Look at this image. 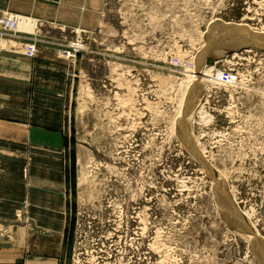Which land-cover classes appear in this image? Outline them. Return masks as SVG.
<instances>
[{
  "label": "rangeland",
  "instance_id": "obj_1",
  "mask_svg": "<svg viewBox=\"0 0 264 264\" xmlns=\"http://www.w3.org/2000/svg\"><path fill=\"white\" fill-rule=\"evenodd\" d=\"M74 2L65 22L0 8L25 18L1 24V48L65 61L66 103L35 109L64 120L60 264H264L216 197L264 240V45L231 46L245 36L230 30L264 34V0Z\"/></svg>",
  "mask_w": 264,
  "mask_h": 264
},
{
  "label": "crops",
  "instance_id": "obj_2",
  "mask_svg": "<svg viewBox=\"0 0 264 264\" xmlns=\"http://www.w3.org/2000/svg\"><path fill=\"white\" fill-rule=\"evenodd\" d=\"M74 1L0 0V8L31 16L37 23L65 22L64 11L79 7ZM64 63L53 54L41 52L28 59L0 47V227L2 234L8 233L0 235V264L61 261L68 205L64 191L71 187L61 159L64 120L58 109L39 116L35 109L66 103ZM19 212L21 222L16 219Z\"/></svg>",
  "mask_w": 264,
  "mask_h": 264
},
{
  "label": "bare ground",
  "instance_id": "obj_3",
  "mask_svg": "<svg viewBox=\"0 0 264 264\" xmlns=\"http://www.w3.org/2000/svg\"><path fill=\"white\" fill-rule=\"evenodd\" d=\"M13 18H11V20H13V21H15L16 22V18H18V22H22V19H25L24 17H22V16H19V15H11ZM11 16H9V18L11 17ZM244 26V25H243ZM230 28V27H229ZM233 29H235V31L236 32H241V33H243V35L246 37H244V38H242V39H240V40H242L241 42H237V45H231V46H236V47H238L239 49H243V48H250V46H252V45H257V44H261V43H264V34H257V35H250V32H248L249 30H245V29H243L242 27H231V29L230 30H233ZM264 32V31H263ZM231 34V33H230ZM225 35V34H224ZM229 35V34H228ZM232 37H234V36H232ZM229 38V37H228ZM240 38V37H239ZM253 39V40H252ZM229 39H225L224 40V42H223V40L222 41H215V42H212L211 44H209L208 45V47H206L207 49L208 48H210V47H220V46H223V47H228V45H230V42H232V41H228ZM252 40V41H251ZM228 41V43H226L227 45H222V44H220V43H225V42H227ZM239 41V40H238ZM245 41H248V42H245ZM249 42H252V43H249ZM261 42V43H260ZM258 46H261V45H258ZM228 48H231V47H228ZM227 49V48H226ZM232 49H234V48H232ZM211 71V69H207V70H205V71H203V70H201V72H205L206 74H208L209 72ZM204 73V74H205ZM222 73L223 72H219L217 75H216V77H215V79H217V80H219L221 83H223V84H225V85H230V84H232V83H234L235 81H236V75H231V76H228V79L227 80H223L222 79ZM205 74V76H207ZM192 76V75H191ZM204 76V75H203ZM204 76V77H205ZM204 77H199V78H197V77H193L194 79V81H193V86H194V89H193V87L191 88L192 89V95L189 97L190 98V100H189V98H188V100L189 101H191L192 100V98H194V96H195V90H198L197 89V86H198V83H199V81L200 80H204L205 78ZM202 78H204V79H202ZM198 92V91H197ZM196 92V93H197ZM191 93V92H190ZM188 101V102H189ZM203 113H205V112H202L201 110L199 111V114H201L202 115V117H204L205 119H207L208 117L206 116V114H203ZM188 114V113H187ZM186 116H189L190 117V114H188V115H186ZM189 121H190V118H189V120H188V122L186 123V121H185V127H189V125H188V123H189ZM187 131H188V129H187ZM186 134H188V133H186L185 131L183 132V136H184V139H185V141H186V143H187V145L189 146V145H191L190 143H191V139L190 138H187V135ZM197 143H195V145H196ZM190 147V146H189ZM191 149H193L192 147H191ZM194 151V150H193ZM194 155H196L197 156V159H199L200 161H202V162H200V163H202L203 165H205V163H204V161H205V156H204V152H202V150L200 151H197V153H196V150L194 151ZM204 160V161H203ZM206 162V161H205ZM209 171V174H210V169L208 170ZM211 177V176H210ZM219 177V176H218ZM212 179H214L215 180V182H216V185H217V187H219V186H222V182L220 181V180H217V179H215V177H211ZM220 178V177H219ZM221 179V178H220ZM216 197H217V199H218V201H220V203L222 204V206L224 207V210H225V212H226V216L228 217V219L232 222H235V220L238 218V215L240 216V214L237 212V210L233 207V206H230V205H226L224 202H223V200H222V198H221V196L219 195V193L218 192H216ZM241 217V216H240ZM242 218V217H241ZM236 229V228H235ZM253 230V229H252ZM252 230L250 229L249 231H243V230H238V229H236V231L238 232V233H241L244 237H246L247 239H248V241L250 242V243H252V245H253V247L255 248V250H256V252H257V254H258V256L260 257V259L264 262V247H262L261 245H260V243H259V241H263V243H264V240L262 239V238H260V237H258L257 236V234H256V232L255 231H253V232H255V233H253L252 232ZM256 234V235H255ZM261 239V240H260ZM261 241V242H262Z\"/></svg>",
  "mask_w": 264,
  "mask_h": 264
},
{
  "label": "built area",
  "instance_id": "obj_4",
  "mask_svg": "<svg viewBox=\"0 0 264 264\" xmlns=\"http://www.w3.org/2000/svg\"><path fill=\"white\" fill-rule=\"evenodd\" d=\"M7 15H9V14H7ZM9 16H11V15H9ZM11 18H13L12 16L9 18L8 16H5L4 18H2V17H0V27H5L6 25H5V23L7 24V28L8 29H11L12 27H13V25H14V22H13V20H11ZM1 24H4L5 26H2ZM5 27V28H6ZM14 28V27H13ZM76 48V47H75ZM34 51H35V46L34 45H29L27 48H26V50H24V54H26L27 56H31V55H33L34 54ZM222 79L223 80H227L228 79V76H231V75H233V73L232 72H230V71H225V70H222Z\"/></svg>",
  "mask_w": 264,
  "mask_h": 264
},
{
  "label": "water",
  "instance_id": "obj_5",
  "mask_svg": "<svg viewBox=\"0 0 264 264\" xmlns=\"http://www.w3.org/2000/svg\"><path fill=\"white\" fill-rule=\"evenodd\" d=\"M253 40V39H252ZM251 40V41H252ZM245 42H248V41H245ZM249 43H252V42H249ZM261 43V42H260ZM257 45H264V43H261V44H257ZM210 176L211 177H214L213 175H212V173L210 172ZM210 177V178H211ZM232 225H234V226H237L238 228H241L243 231H249L250 230V228L248 227V225H246V223L244 222V219H242L239 215H238V218L235 220V222H233L232 221ZM261 240V239H260ZM262 241V240H261ZM261 241H259V243H260V245L262 246V247H264V243H263V241L261 242ZM253 253V252H252Z\"/></svg>",
  "mask_w": 264,
  "mask_h": 264
}]
</instances>
